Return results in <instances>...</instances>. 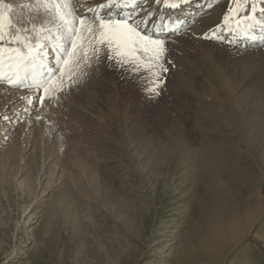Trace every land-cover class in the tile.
<instances>
[{"label": "rangeland", "instance_id": "rangeland-1", "mask_svg": "<svg viewBox=\"0 0 264 264\" xmlns=\"http://www.w3.org/2000/svg\"><path fill=\"white\" fill-rule=\"evenodd\" d=\"M67 2L3 0L6 47L18 46L8 43L18 32L32 43L61 42L57 4L79 21ZM228 7L229 0H217L205 10L219 9L212 20L199 15L180 32L162 34L175 67L158 99H146L154 87L147 56L137 57L138 78L98 61L91 47L88 60L66 67L43 98L39 125L0 149V264H264V150L257 140L245 153L260 170L258 216L221 246L205 245V229L195 225L207 197L189 157L202 137L195 122L204 106H217L228 123L234 112L244 128L264 113V39L249 47L205 37ZM247 48L254 71L241 78L237 65ZM0 69L10 72L7 62ZM223 87L232 98L225 109L216 97ZM6 99L0 95V111ZM246 134L232 135L244 150Z\"/></svg>", "mask_w": 264, "mask_h": 264}, {"label": "bare ground", "instance_id": "bare-ground-1", "mask_svg": "<svg viewBox=\"0 0 264 264\" xmlns=\"http://www.w3.org/2000/svg\"><path fill=\"white\" fill-rule=\"evenodd\" d=\"M66 1L77 9L78 18L83 13H88L84 17L85 20L95 17L97 14L106 16L111 13L115 18H130V23L139 25L140 28H144L146 34L159 39L163 37L162 34L180 32L192 24L196 16H207L208 21L212 20L219 10L217 8L215 11H205L212 7L217 0H109L104 2L99 0V2L93 3H87L86 0ZM173 2L179 3V7L168 6ZM108 3H112V7L107 8ZM135 4L138 6L135 7ZM89 9L93 11L89 12ZM204 18L206 19V17ZM255 21L247 35L239 32L229 33L223 29V22H220V28L205 30V34L219 40H221L219 37L223 36L226 37L224 40L227 43L231 41L251 47L254 43L264 39V13L261 10L256 9ZM177 26H179V30L173 31ZM44 43L49 46L44 49L46 54L42 60L38 61L40 65L35 69L38 79L45 77L55 64L52 45L56 43ZM0 72L5 77L10 73L1 69ZM30 81L31 76H29V80L25 81V86H17L9 84L7 79H0V95L7 98L0 111V149L6 147L12 139L18 137V134L20 135L24 131L32 132L34 127L43 120L44 108L41 105V97L44 98L45 93L42 88L38 89L36 86L30 85ZM225 88L224 95L216 96L224 109L226 107L224 105H229L232 102V98ZM212 105H205L203 110L205 116L202 121L195 122V127L202 131V137L199 139L198 147L192 151L189 158L196 162L193 177L204 186L203 195L205 194L207 197V206L203 207L204 209L200 208L201 206L198 207L194 214L195 225H200V230L205 229L204 236V232L202 233L203 243L209 245V242L214 246L222 243L224 239L232 240L234 230L248 226L258 216L260 210L257 200L260 195L258 174L260 170L254 163L246 159L245 152L257 145L255 140L264 150V113H262L263 115L259 113L260 116L258 113H256L258 115H253L249 121L250 127L244 128L240 122L241 119L238 120L234 112L229 110L231 122L228 123L226 121L228 118H224L226 115L224 116L222 111L216 108L217 106ZM258 117L262 119V122L258 120ZM258 126L261 127L258 128ZM206 130L214 133L205 135ZM242 132H247L244 139L242 138L243 141L241 140L244 142L246 150L242 149L238 138L235 140L232 136L239 133V136L243 137ZM232 152L240 155V158L235 157ZM199 201H201L200 197ZM198 243L200 244V242ZM185 252H182V258H185ZM185 259L187 260V257ZM207 262L209 263V261Z\"/></svg>", "mask_w": 264, "mask_h": 264}, {"label": "snow or ice", "instance_id": "snow-or-ice-1", "mask_svg": "<svg viewBox=\"0 0 264 264\" xmlns=\"http://www.w3.org/2000/svg\"><path fill=\"white\" fill-rule=\"evenodd\" d=\"M2 3L3 0H0V4ZM168 6L179 7V3L173 2ZM62 8L65 10L61 11ZM56 11L59 14L64 34L57 37L61 42L52 45L55 57L54 66L45 77L38 79L35 69L38 66V61L42 60L46 54L44 49L49 45L41 40L32 43L30 36L20 39L18 32L8 41V43L14 41L18 46L6 47L5 13L0 10V66L7 62L10 69V73L6 77L0 72V79H7L9 84L25 86V81L29 80V76H31L30 85H34L38 89L42 88L43 92L48 94L50 87L55 86L58 80L63 78L66 67L89 59L88 53L89 47H91L92 54L98 61L115 62L121 71L127 72L133 78H138L141 75V65L138 64L137 57L143 59L144 56H147L144 66L154 77V87L146 99L159 98L167 83L170 67H175L169 57L165 40L146 34V31L142 30L139 25L130 23V18H113L111 13L106 16L97 14L95 20L98 23H92L86 22L84 17L87 13H83L77 23L75 14L66 6L57 4ZM88 11L93 10L89 9ZM261 12L264 13V7L261 8ZM255 13L256 5L250 3V0H229V7L223 15V29L229 33L239 32L247 35L256 22ZM69 16L71 19L68 18ZM8 23L11 25V20ZM216 27L220 28L221 24H217ZM178 30L179 26L173 29V31ZM205 37L207 38V34ZM219 38L226 39L223 36ZM229 43L232 42L229 41ZM101 48L105 49L102 54H100ZM247 51L245 49L241 54L242 59L237 65V71L241 78L254 71V64L247 58ZM53 90L55 89L53 88ZM41 102H43V97H41Z\"/></svg>", "mask_w": 264, "mask_h": 264}]
</instances>
